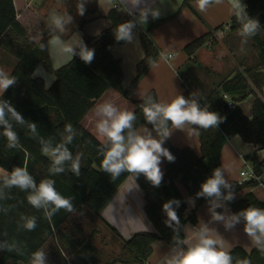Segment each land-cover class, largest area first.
I'll list each match as a JSON object with an SVG mask.
<instances>
[{
  "label": "trees",
  "instance_id": "trees-1",
  "mask_svg": "<svg viewBox=\"0 0 264 264\" xmlns=\"http://www.w3.org/2000/svg\"><path fill=\"white\" fill-rule=\"evenodd\" d=\"M187 4L185 1L183 6ZM245 4L248 17L259 22L257 33L247 36L253 42L255 64L224 80L206 100H200L189 90L184 92L185 98L196 99L201 108L207 107L209 111L217 112L225 119L218 128L197 129L200 153L191 147H176L167 137L164 139L162 146L173 155L174 161L170 162L162 157L165 174L162 175L158 187L153 186L143 175L137 178L133 176L144 193V211L155 231L136 232L130 238L124 239L111 227L112 231L122 238V247L118 255L109 260L105 259L104 255L101 256L90 239L86 238L79 214L83 208H87L96 218L104 221L102 211L120 186L132 175L124 173L115 181L111 180L110 175L100 168L103 158L100 149L103 146L83 126L82 121L96 101L110 89L130 100L131 90L156 63L160 51L152 41L149 30L142 32L141 44L145 56L137 64L135 79L125 88L122 62L111 55L110 46L126 44L116 41L115 29L117 25L133 19H123L119 10L112 8L107 14L110 27L95 38L84 39V45L95 51L93 61L85 64L75 55L67 65L54 69L48 49L52 28L33 10L27 9L18 14L13 0H0V46L11 51L18 60L10 75L16 78V83L7 89L0 101L9 102L25 121L24 124L17 123L6 111V119H9L19 137V145L9 148L7 138L3 136V126H0V168L10 173L14 167L26 166L37 185L42 179H53L61 195L73 198L75 209L73 212L61 209L48 218L45 216V209H36L28 203L29 191H22L15 186L7 188L0 179V264H34L33 254L37 251L44 253L45 264H68L61 246L68 249L75 258L81 259L83 264H146L153 255V245L157 241L169 246H182L187 250L185 225H196L198 219L195 210L188 213L180 188L197 201V206L212 200L213 198L198 196L197 193L201 191L202 183L212 176L214 169L221 168L223 148L233 136L238 135L244 142L253 144L256 152L264 149V0H247ZM86 23L87 21L83 20L78 29L82 30ZM228 26L232 32H241L242 21L234 16ZM214 40L211 34H206L187 44L184 52L191 57L206 45L213 44ZM40 64L56 78L49 89L45 88L41 78H33ZM224 94H229L236 103L252 96L251 118L237 105L234 109L225 111L222 99ZM149 96L159 102L154 90L138 101L131 100L136 115L133 129L138 131L140 126L147 125L160 138L154 126L145 120L141 108ZM32 123L36 125V133L29 129V124ZM69 123L73 126L75 135L67 147L73 157L78 153L82 154L80 176L72 173L67 163L63 173L53 176L48 171L52 162L41 153L40 141H50L54 147L62 141L65 135L64 127ZM171 126V122H168V129ZM259 158L257 153L248 156L254 164L262 165L264 159L259 162ZM228 184L231 187L222 188V196L231 192L234 198L221 200L229 205L235 214L249 207L264 209V201L259 200L252 191L238 200L235 198L236 194L251 187V184ZM170 200L180 202L179 207L173 205L179 223L172 222L171 226H168L165 224L167 216L163 211V204ZM32 217H35L36 227L30 231L24 225L27 219ZM241 220L245 223L243 218ZM90 236L93 237L94 233ZM228 253L232 257V264H243L244 261L248 264H264V252L257 246L251 252L235 247Z\"/></svg>",
  "mask_w": 264,
  "mask_h": 264
},
{
  "label": "crops",
  "instance_id": "crops-1",
  "mask_svg": "<svg viewBox=\"0 0 264 264\" xmlns=\"http://www.w3.org/2000/svg\"><path fill=\"white\" fill-rule=\"evenodd\" d=\"M13 1L18 14L25 12L27 9H31L38 15L39 18H41L47 24L48 27L52 28L53 32L51 33L48 40V49L51 61H53L50 39L58 33L59 29L55 26V24H52L49 21L48 17L51 8H48L50 6H53V3H57V1L59 0ZM106 1L104 3H101L100 0H87V2L85 3V13L83 16H81L78 13V4L81 3V0H63V2H66L68 5L71 6L70 12L67 14V16H65V21L67 22V24H69L70 30H65V34L71 32L69 37H72V33L76 30V27H74L75 24L73 23H77L78 20L79 22H82L83 20L87 21L84 28L81 30L84 31L86 35L85 37L95 38L99 36L104 30L108 29L111 24L106 19L107 14L112 8H114L115 3L111 0L110 3ZM185 1L188 0H149V6L159 8L161 16L159 19H152L150 17L147 25H141L138 22V13H134V15L130 16L128 12L124 10L125 8H131V6L128 4V0H119L117 2L119 5L118 10L123 19L130 18L136 21V27L133 30L134 40L132 43L137 50L136 53H131V47H127L126 45L129 43H126L124 45H117L122 46L123 48L127 47L125 52L121 51L120 47H116L115 49L111 47V55L115 59L121 60L122 62V69L124 73V87L128 88L137 75L136 71L135 75L133 74L131 76L130 74L131 77L127 79L126 67L129 69V71H131V67H133L135 72V66H137V64L144 58V53L139 48V46L137 47L138 44L135 45L137 32H144L147 28L150 27L149 34L156 46L158 47L160 55H162V59L159 58L156 61V66L152 67L147 73V75L141 79L140 82L142 83H140L139 86L134 87L131 90L129 94L130 100L123 98L126 101L130 102L126 103V105H128L126 110L133 111L134 106L132 105L131 100L138 101L142 99L151 90L156 91L159 102H170L177 95H184V92L186 90H189L190 92L198 96L200 100H206L212 93V91L216 87H218L224 80L232 77L237 71H244L246 68H248L247 63L249 58L251 57V54L248 51L249 49L253 50V44L247 36L241 35L240 31L232 32L229 28L230 26H228L231 22V19L236 16L235 10L232 8L231 5V0H221L220 3L213 2L204 12H201L198 9L197 0H189L191 6L193 7V12L198 17L194 16L190 11L186 9L182 10L181 6ZM246 1L247 0H241V3L245 4ZM94 10H96V12ZM69 17H71L70 20L68 19ZM168 18L170 19L167 23L151 31V26L154 25V23H157V21H163ZM95 21H99L98 23L101 24V26L98 28V30H95V34L92 36L89 30L92 25L98 24L94 23ZM206 34H211L212 37H214L215 40L213 44L216 45V47L211 46V43L200 49L195 55L191 57L185 53V57H183L181 61L175 63L174 65L171 62L176 59L175 55L169 53L166 56L162 52V47L169 51L174 49H182L184 51V48L187 44ZM242 42H245V45ZM223 46H226V48H223ZM135 55L136 58L133 66L131 65L130 58L134 57ZM17 64L18 60L16 59L15 55L11 51L0 46V69H3L8 75H11L12 71L17 66ZM67 64H60V62H58V64L54 62L52 63L54 69H58ZM191 64L203 65L204 67H206L209 73H213L217 76V80L211 82L212 87H209L210 89L208 87L202 88V83L199 86L194 85L193 89L191 88V86H189L188 82L189 80H191V75L193 76V81H196V79L198 80V78L194 77V72L189 71V73L180 75L181 71H185L186 67L190 66ZM41 65L43 64H40L34 72L33 78H41L44 81L45 85L47 82L50 81L48 86H45L46 89H49L54 84L56 78L53 75L54 78L49 77L47 81L46 77L43 76L41 72H38ZM227 66H230V70L226 69ZM163 71L165 72V75L161 81L159 79V76L163 73ZM254 90L257 91L255 88ZM1 96L2 95H0V97ZM108 96H110L109 99H107ZM121 98L122 96L117 91L113 89L108 90L100 99L96 101L94 107L87 113V115L82 121L83 126L97 138L95 134V123L99 119V117L95 115V106L105 101H111L115 105L124 104L126 101L119 102ZM250 99L251 96L243 102L237 103V106H240L243 109L245 115L251 118L252 99ZM122 107L124 108L126 106L122 105ZM190 128L192 127L189 125H186L182 129H176L171 126V128L169 129L170 134L167 139L176 147H191L194 151L200 153L199 139L197 135L190 132ZM137 132L140 134L150 133L153 138L160 139L147 125L140 126ZM253 150H256L255 146L253 144L244 142L240 136L236 135L229 138L228 142L223 148L221 158V169L223 171L224 178L227 182L236 183L238 181L239 172L242 167V160L240 158V154H247ZM159 166L162 174L164 175L165 165L163 158L161 159V163ZM249 191H252L259 200L264 201V190L261 187L253 185L236 194L235 198L238 200ZM181 192L186 201L188 213L195 210L198 219V223L196 225H193L191 223H187L185 225V244L188 247L197 242L194 233L198 232L204 225H207L208 229L210 230V235L214 239H217L219 241V243L217 244L218 249H222L226 252H229L235 247H241L247 252H251L256 247L253 244L251 237H249L245 233V223L242 220H240L239 223L235 224L234 227L227 229L225 228L223 221H214L212 219V213L209 211V209L213 206L214 202L220 205L219 207L215 208V211L217 213L222 214L226 219L235 214L232 211L231 207L225 202H223L222 200H214L213 198L212 200L200 206H197V201L194 198L188 196L187 194L184 195L182 189ZM144 208V193L140 186L137 184L135 178L133 176H129L125 180V182L120 186L110 203L102 211L101 215L104 221L96 218L93 213L87 208H83L79 215L82 214L81 216L84 217L82 223L85 228V233L87 232L86 222L98 220L103 224L104 227H106L112 233L114 232L112 231L111 227H114L119 232L120 236H123V234H121V230L125 227H128L127 229H129L131 234H125L128 237L124 238L128 239L135 232L141 231L135 230L131 226L133 223L132 218H135L137 224L142 221L148 229L147 231H155L152 222L146 216ZM87 210L91 212V215L88 213ZM113 216L117 220V224L115 225L109 220V217ZM90 234L91 232L89 233V235ZM105 236H107V234L103 235V239ZM55 237L57 240L56 234ZM86 238L90 239L89 237ZM118 238L120 239L121 237ZM153 247V255L146 264H151V262H153V258L155 257V253L157 251L155 249L157 248L162 249V251H165V254L158 261L157 264H167L168 260L171 259L173 254L176 255L178 253L183 252V249H179L182 247L169 246L161 241L155 242ZM169 247L170 249H168ZM106 248L108 250L107 246ZM61 249L68 260V264H83L82 260L75 258L68 249L62 246ZM96 250L99 251L98 249ZM20 264L25 263L20 262Z\"/></svg>",
  "mask_w": 264,
  "mask_h": 264
},
{
  "label": "clouds",
  "instance_id": "clouds-1",
  "mask_svg": "<svg viewBox=\"0 0 264 264\" xmlns=\"http://www.w3.org/2000/svg\"><path fill=\"white\" fill-rule=\"evenodd\" d=\"M87 0H81L78 4V13L83 16L85 13V3ZM110 2V0H109ZM220 3L221 0H197V7L204 12L213 3ZM131 8H125L129 15L138 13V22L141 25H147L149 18L159 19L161 12L159 8L149 6V0H128ZM232 8L235 10L237 20L242 21L241 35L254 36L259 29V22L256 19L248 17L246 4L241 0H231ZM69 20L71 17L68 18ZM53 23L62 32L65 21L58 17H53ZM136 21L129 20L117 25L115 29V39L120 42L131 43L134 39V28ZM53 47H57L62 54H66L68 60L78 55L85 64H90L95 55L94 49H89L83 42L79 43L77 52L71 44L63 42L60 37H53L50 41ZM43 48V45H41ZM156 65L154 64L153 67ZM16 83L14 76L8 75L3 69H0V95ZM46 83V87L48 84ZM143 114L147 123L152 124L160 139H155L150 133L140 134L133 129V122L136 115L133 111L121 110L111 101H105L95 106V115L99 119L95 123V134L103 146L100 149L102 160L100 168L110 175L111 180L115 181L122 174L128 173L135 178L143 175L153 186L158 187L161 184L162 172L160 169L161 157L168 161H174L173 155L168 149L162 146L164 139L169 136L168 122L172 127L182 129L186 125L195 126L190 128V132L199 135L197 129L208 130L218 128L224 121V117L217 112L209 111L207 107L201 108L196 99H188L183 95H177L170 102H156L151 96L148 97L145 104L141 105ZM7 114L11 119L19 124H24V118L7 101H0V126H3V136L7 138V146L15 148L19 145V137L13 130ZM32 133H36V125L29 124ZM62 141L54 147L50 141H40L41 153L51 160V166L48 169L53 176L65 171V164H69L70 171L77 177L80 176L81 153L73 157L72 152L67 145L71 144L75 131L69 123L64 127ZM0 179L7 188L17 187L22 191H29L27 196L28 203L36 209H45V216L51 218L53 213L63 209L67 212H73L75 209L72 203V197L61 195L53 179H42L39 184L35 182L33 176L28 172L27 167H14L9 173L0 168ZM138 187V186H137ZM231 186L225 180L223 171L220 167L214 169L212 176L207 178L201 185V191L198 196L214 198V200H232L233 194L229 192L227 196H222V188ZM178 200H170L163 204V211L167 219L165 224L171 226L172 222L179 223V217L176 209L179 207ZM49 206L50 209H49ZM220 205L213 203L209 209L214 221H223L225 228L230 229L239 223L241 218L245 221L244 231L251 237L253 244L264 252V209L249 207L246 210L234 214L227 219L215 211ZM114 225L117 224L116 218L109 217ZM132 227L135 230L147 231L148 229L140 221L138 224L135 218H132ZM25 228L34 230L36 227L35 217L27 219ZM197 242L187 248L186 251L174 255L167 264H232L231 255L217 248L219 241L210 235L207 225L194 233ZM34 264H45V256L42 251L33 254ZM243 264H248L244 261Z\"/></svg>",
  "mask_w": 264,
  "mask_h": 264
},
{
  "label": "rangeland",
  "instance_id": "rangeland-1",
  "mask_svg": "<svg viewBox=\"0 0 264 264\" xmlns=\"http://www.w3.org/2000/svg\"><path fill=\"white\" fill-rule=\"evenodd\" d=\"M100 1H101V3L102 2L104 3L106 0H100ZM106 2H109V1H106ZM187 3L188 4L187 5H184V6L182 4V6H181L182 10H185L186 9V10L190 11L194 16H197L193 12V10H192L193 7L191 6L189 0L187 1ZM48 9H50V11H49L50 13H49L48 19H49V21L52 24H54L53 23V17L54 16H58V17L62 18L65 21V16H67V14L70 12L71 6L68 5L66 2H63V0L62 1L59 0V1H57V3L54 2L53 3V6H50ZM106 19L109 21L108 18H106ZM169 19L170 18L165 19L163 21H157V23H154V25L151 26V31L153 29L155 30V29L159 28L161 25L167 23ZM98 22L99 21H95L94 23H98ZM80 23L81 22H79V20L77 21V23H73V24H75L74 27H76V30L72 33V37H69V35H70L71 32L65 34V30H67V31L70 30V26H69V24H67L66 21L64 23V30L61 32L60 29H59L58 30V33L56 35H54L53 37H57L58 36V37H60V39L63 42H65L67 44H71L75 48V50L79 49V43L80 42H83V44H84V39H85L84 37L86 36L85 33H84V31H81L80 29H78ZM100 26H101V24H99V23L98 24H95V25H92L90 27V30H89L90 34L93 36L95 34V30H98V28ZM149 29H150V27L147 28L144 32L148 31ZM141 34H142V32H137V34H136V40H135V45L138 44L137 47L139 46V48L144 53V49H143L142 44H141ZM52 38L50 39V41L52 40ZM70 38H72V39H70ZM132 43H133V41L131 43H129V44H126V45H127V47H131V53L135 54L137 50L133 46ZM242 43L245 45V42H242ZM252 44H253V42H252ZM211 46H215L216 47V45H214V44H212ZM111 47H113V49H115L116 47H120L121 48V51H123V52H125L126 49H127V47L126 48H123L122 46L112 45V46H110V53H111ZM223 48H226V46H223ZM51 51H52V54H53V61H52V63L54 62V63L58 64V62H60V64H67L73 58L72 57L70 60H68L67 57H66V54H62L57 47H53L52 45H51ZM162 52L166 56L169 53H172L173 55H175V58L176 59L171 62V63H173V65L175 63L181 61V59L183 57H185L184 56L185 55V52L182 49H179V50L174 49V50L169 51V50L164 49L162 47ZM248 52L251 54V57L249 58L248 63H247V65H248L247 67L249 68V67H251V66H253L255 64V56H254V51L252 49H249ZM144 56H145V53H144ZM135 58H136V55L134 57H131L130 58L131 65L134 64ZM159 58L162 59V55H160ZM227 65H232V64H227ZM136 67L137 66H135V72H134L133 67H131V71H129V69L126 67V70H127V79L130 78L133 74L135 75V73H136ZM226 69L227 70H230V66H227ZM189 71L194 72V77L198 78V80L196 79V81H193L192 80L193 76L191 75V80H189L188 83H189V86H191L192 89L194 88V85H198L199 86L201 83H202V88L212 87V83L211 82H213L214 80H217V76L214 75L213 73H209L208 70L206 69V67H204L203 65H193V64H191L190 66L186 67L185 71H181L180 75L181 74H185V73H189ZM38 72L39 73L41 72L42 75L46 77L47 81H48L49 77L50 78L51 77L54 78V76L52 74L47 73V71H46V69H45V67L43 65L40 66ZM130 74H131V76H130ZM164 75H165V72L163 71V73L159 76V79L161 81L164 78ZM140 81L135 85V87L139 86L140 83H142ZM256 92L258 94L260 93L258 90ZM109 97L110 96H108L107 99H109ZM251 99H253L252 96H251ZM124 101H126V100L123 99V97L121 98V100H119V102H124ZM126 103H130V102L126 101L124 104L116 105V107L117 108H120L121 110H123V109L126 110V108L128 107V105H126ZM122 105H125L126 107L123 108ZM258 156L261 157V158L264 157V149H261V150L258 151ZM181 189H182L184 195H186L184 189L182 187H181ZM88 213L90 214L91 212L88 211ZM81 215H79V218L81 219V221H83L84 217L81 216ZM86 224H87L86 231L88 232V233L86 232L87 234L85 233L86 237H89L90 238L89 241L90 242L92 241L91 243H93L94 244L93 246L96 249L99 250L98 252L100 253V255L101 256L104 255V258L105 259H109V260H113L118 255V253L120 252L121 247H122V242H121L122 241V238H127L128 237L125 234H131L130 231H129V229H127L128 227H125V228L122 227L123 229L121 230V234H123V236L121 235L122 238L119 239L114 233H112L106 227H104L103 224L101 222H99L98 220L97 221L96 220H92L91 222L88 221V222H86ZM84 230H85V228H84ZM141 231H143V230H141ZM141 231H138V232H141ZM90 232H91V234L94 233V236L93 237L90 236L91 234L89 235ZM148 232H153V231H148ZM105 234H107V236H105L104 239H103V235H105ZM106 246L108 247V250H107ZM180 247H182V246H180ZM153 249H154V247H153ZM168 249H170V247ZM179 249L180 250L183 249V251H185V249L183 247L182 248H179ZM155 250H157V251L155 253V257L153 258V262H151V264H157L158 261L165 254V251H162V249L157 248ZM173 256H174V254L172 255V257ZM117 264H126V263L119 262Z\"/></svg>",
  "mask_w": 264,
  "mask_h": 264
},
{
  "label": "built area",
  "instance_id": "built-area-1",
  "mask_svg": "<svg viewBox=\"0 0 264 264\" xmlns=\"http://www.w3.org/2000/svg\"><path fill=\"white\" fill-rule=\"evenodd\" d=\"M115 3L114 8L119 9L118 1L119 0H111ZM132 16V15H130ZM171 57V56H170ZM225 106L228 109H234L237 103L233 100V98L229 94H224L222 96ZM255 153L258 154L256 150L251 151L247 154H240V158L242 160V167L239 172V179L236 182L238 185H246L251 184L253 186L261 187L264 190V163L262 165H256L251 160L248 159V156H254ZM263 158H259V162H261Z\"/></svg>",
  "mask_w": 264,
  "mask_h": 264
},
{
  "label": "water",
  "instance_id": "water-1",
  "mask_svg": "<svg viewBox=\"0 0 264 264\" xmlns=\"http://www.w3.org/2000/svg\"><path fill=\"white\" fill-rule=\"evenodd\" d=\"M224 110H225V111H227V110H228V107H227V106H225Z\"/></svg>",
  "mask_w": 264,
  "mask_h": 264
}]
</instances>
